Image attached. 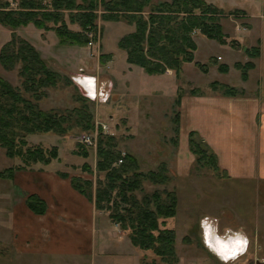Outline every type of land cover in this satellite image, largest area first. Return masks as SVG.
Listing matches in <instances>:
<instances>
[{
	"label": "rangeland",
	"instance_id": "rangeland-1",
	"mask_svg": "<svg viewBox=\"0 0 264 264\" xmlns=\"http://www.w3.org/2000/svg\"><path fill=\"white\" fill-rule=\"evenodd\" d=\"M81 1L77 0L78 3ZM167 1L171 0H151L143 15L148 18L154 6ZM206 1L222 9L216 17L226 35L227 43L222 44L216 39L206 37L200 29L193 31L192 37L197 42L198 49L195 51V61L184 66L183 78L178 77L172 69H167L163 73L174 76L176 87L178 86L174 98L170 97L174 88L170 79L157 77L155 74L139 76L124 73V68L128 64L127 53L119 46V41L135 31L136 22L127 18L128 13L119 14L118 19L107 17L109 12L104 8L101 0L95 11H89L97 15L95 29L91 27L84 29L79 20L72 22L70 14H77V11H62L68 30L84 33L87 38L85 43H77L72 39V41L63 40L58 29L62 26L61 22L58 24L48 22L47 28L31 22L16 29L0 22V52L11 40L12 34L23 37L35 47L47 66L58 75V83L56 86L37 84L35 86L37 97L32 93L34 90L32 83L26 82L22 74V63H16L11 69L4 68L0 63V76L19 89L30 101L36 102L43 111L53 112L57 116L65 115L70 120V128L66 134L39 132L26 137L28 143L23 146L24 150L28 147L40 146L44 151L49 152L57 147L58 157L53 158L49 164L38 162L30 166L26 165L19 157L10 158L6 148L0 144V172L8 173V170H14L11 176L10 173H6L4 177L0 175V208L7 206L6 198L15 189L10 179H13L14 174L20 170L15 169L18 166L23 169L40 164L54 166L61 171L60 173L68 174L69 176L64 177L71 178V181L74 177L83 182L91 181L92 192L96 193L98 186L107 182L106 172L98 169L99 142L102 137L104 141L112 137L119 151L130 153L137 159V171L149 173L152 170L160 171L165 167V174L169 177L167 182L157 184L149 178H144L142 190L138 189L134 195L141 202L145 195L152 194L156 190L163 197L166 196L167 191H176L177 214L166 221L167 227L173 228L177 234L178 261L173 264H221L217 256L204 246L201 238L200 221L206 216L209 217L212 227L218 225L221 235L225 228L233 230L242 228L249 238L248 251L229 264H264V183L247 184L243 181H230L224 178L221 169L218 173L211 167H200L195 155L183 142L180 131H176L178 126L176 113L179 107L176 100L179 94L191 93L193 89L198 90V93L207 94L213 89L211 84L215 81L241 88L244 83L236 63L254 62L252 59H255L244 51L245 45L238 41L243 32L242 28L248 24L245 20L246 12L253 14L258 11L253 6L254 0ZM14 2L16 4L10 2V8L17 9L19 0ZM244 43L249 46L251 41L244 40ZM231 47L235 49V55L230 63L232 65L235 63L231 71L225 75L217 67L232 58ZM219 57L224 60L221 61ZM197 62L208 64V72L202 71ZM83 75L97 77L98 82H110V90L106 89L109 91L106 102L91 101L82 94L73 77ZM119 77L122 86L126 85L130 88V84L127 83L131 82L133 93H137L134 87L139 86L142 94L130 93L128 97L120 98L117 79ZM85 103L87 107H84ZM88 113L92 114L93 128L86 130L77 123V120ZM103 125H107L109 129L103 131ZM85 134L97 137V143L96 139L92 140L91 148L81 142ZM79 151H87L88 156L77 153ZM120 164L122 162L119 160L115 165L120 166ZM134 172L135 170L132 169L126 176L132 177ZM118 192L119 190L113 192V200H119ZM97 210L116 223L110 217L111 210ZM0 229L6 231V227L2 224ZM147 252L144 259L154 261L156 264H167L153 251Z\"/></svg>",
	"mask_w": 264,
	"mask_h": 264
},
{
	"label": "trees",
	"instance_id": "trees-1",
	"mask_svg": "<svg viewBox=\"0 0 264 264\" xmlns=\"http://www.w3.org/2000/svg\"><path fill=\"white\" fill-rule=\"evenodd\" d=\"M151 0H101L104 8L109 12L107 17L118 19L121 13L136 22L135 31L127 34L119 41V46L127 53V61L130 64L142 67L149 74H163L167 69H172L179 77L183 64L195 61L197 42L192 37L195 29L210 39H216L222 44L227 43L226 35L216 17L222 9L206 0H171L161 2L154 6L146 18L143 14ZM99 0H19L17 9L10 8V2L0 0V22L12 29H16L31 22L39 27H48V22L58 24L61 22L59 34L63 40L77 43L87 42L84 33H74L68 30V25L63 18L62 11H77L70 14L71 21L79 20L84 29H95L96 17L94 12L98 8ZM237 12L239 10H236ZM235 11V12H236ZM78 17V18H77ZM124 17V16H123ZM72 39V40H71ZM246 53L251 58L259 56L258 46L247 48ZM0 63L6 69H11L16 63H22L21 71L26 82H31L37 95L35 86H56L58 75L52 71L41 57L35 47L23 37L12 34V38L1 49ZM202 71L208 72V64L196 63ZM256 64L252 61L236 63L240 69L241 77L247 80L249 71ZM219 71L227 73L230 67L221 64ZM212 88L225 95H238L241 93L236 87L213 82ZM198 90H192L196 93ZM38 97V95H37ZM182 95L176 100L180 105ZM87 103L84 107H87ZM87 113V112H84ZM87 118V119H86ZM179 121V112L176 113V122ZM92 114L77 120V123L88 130L93 128ZM70 120L65 115L57 116L53 112H45L39 105L26 98L19 89L13 87L0 76V144L6 148L10 158L19 157L26 165L41 162L49 164L53 158L58 157L57 147L49 152L40 146L28 147L26 137L29 134L39 132H56L66 134L70 128ZM176 131H179L177 126ZM109 137V136H108ZM20 139V141L18 140ZM113 138L99 142L98 169L106 172L107 182L99 185L96 193L92 192V182H83L72 178L75 189L85 194L90 199H95L96 208L111 210L110 217L118 223L128 234L132 243L144 251H153L162 261L173 264L178 261L176 239L177 234L173 228L167 227V219L177 214L178 196L176 191H167L163 197L156 190L152 194L145 195L139 202L134 193L142 190V179L149 178L157 184L168 181L165 167L160 171L149 173L137 171V159L130 153H122L116 148ZM20 142L19 144L17 142ZM86 146V145H85ZM189 146L195 155V160L202 168L211 167L219 173V164L216 154L196 133L191 132ZM79 154L88 156L87 151H79ZM122 160L120 166H116ZM15 169H23L21 166ZM132 169L135 170L132 177L126 176ZM0 172L13 175L10 169ZM62 176H69L60 173ZM8 178V177H7ZM119 190V200H113V192ZM28 206L36 213H45L46 202L36 194H29ZM105 203V204H104ZM108 203V204H106ZM110 203H112L110 205ZM127 204V205H125ZM144 264H156L154 261L144 259Z\"/></svg>",
	"mask_w": 264,
	"mask_h": 264
},
{
	"label": "crops",
	"instance_id": "crops-1",
	"mask_svg": "<svg viewBox=\"0 0 264 264\" xmlns=\"http://www.w3.org/2000/svg\"><path fill=\"white\" fill-rule=\"evenodd\" d=\"M253 6L258 11L246 12L248 24L241 27L243 32L238 41L245 45L244 51L258 45L260 53L252 59L256 66L249 71L248 79H242L241 88L236 87L241 93L225 95L214 89L207 94L185 93L178 107L177 124L187 149H190V133L196 132L215 152L226 180L262 184L264 0H254ZM243 39H249L250 45ZM230 51L232 58L225 63L230 67L229 72L235 63H230L235 49L231 47ZM124 69L130 75H153L130 63ZM157 77L170 79L174 85L170 97L174 98L178 92L174 76ZM117 79L120 98L134 94L129 80L130 88L122 86L120 77ZM134 88L136 95L142 94L139 86ZM60 172L54 166L40 164L20 169L10 179L15 189L6 198L7 206L0 208V224L6 227V231L0 229V264H144L148 252L135 246L109 216L98 213L95 199L75 189L71 178L59 175ZM29 194H36L46 202L45 213H36L28 206Z\"/></svg>",
	"mask_w": 264,
	"mask_h": 264
},
{
	"label": "clouds",
	"instance_id": "clouds-1",
	"mask_svg": "<svg viewBox=\"0 0 264 264\" xmlns=\"http://www.w3.org/2000/svg\"><path fill=\"white\" fill-rule=\"evenodd\" d=\"M74 83L81 88L82 94L91 101L106 102L109 96L110 82H98L94 76L73 77ZM108 89V90H106ZM201 238L204 246L221 261V264L235 262L241 255L248 251L249 238L243 229L233 230L225 228L223 235L219 227H212L209 217H203L200 221Z\"/></svg>",
	"mask_w": 264,
	"mask_h": 264
},
{
	"label": "built area",
	"instance_id": "built-area-1",
	"mask_svg": "<svg viewBox=\"0 0 264 264\" xmlns=\"http://www.w3.org/2000/svg\"><path fill=\"white\" fill-rule=\"evenodd\" d=\"M103 128L105 129V130H107L109 127L107 126V125H103ZM94 139H96V143H97V137L96 136H93V135H84L83 137H82V139H81V142L83 143V144H85L86 146H88V147H92L93 146V141L92 140H94Z\"/></svg>",
	"mask_w": 264,
	"mask_h": 264
}]
</instances>
